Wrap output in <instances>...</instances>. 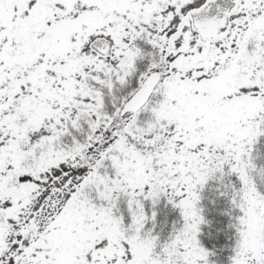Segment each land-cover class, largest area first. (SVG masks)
Masks as SVG:
<instances>
[{"label": "snow or ice", "instance_id": "6c2138e0", "mask_svg": "<svg viewBox=\"0 0 264 264\" xmlns=\"http://www.w3.org/2000/svg\"><path fill=\"white\" fill-rule=\"evenodd\" d=\"M0 264H264V0H0Z\"/></svg>", "mask_w": 264, "mask_h": 264}]
</instances>
